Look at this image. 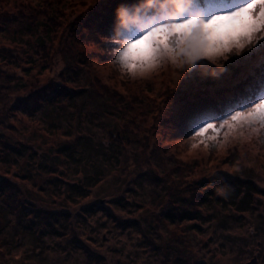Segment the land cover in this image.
<instances>
[{
    "label": "rangeland",
    "instance_id": "1",
    "mask_svg": "<svg viewBox=\"0 0 264 264\" xmlns=\"http://www.w3.org/2000/svg\"><path fill=\"white\" fill-rule=\"evenodd\" d=\"M102 1L0 0V151L27 148L0 162V264H264V123L233 120L223 102L214 121L176 111L201 83L231 84L264 39L222 67L165 65L132 80L113 63ZM35 18H53L49 36L41 22L23 29ZM67 144L72 157L57 151ZM30 155H46L44 167ZM96 172L89 196L69 189ZM242 180L256 188L248 211L232 203Z\"/></svg>",
    "mask_w": 264,
    "mask_h": 264
},
{
    "label": "clouds",
    "instance_id": "2",
    "mask_svg": "<svg viewBox=\"0 0 264 264\" xmlns=\"http://www.w3.org/2000/svg\"><path fill=\"white\" fill-rule=\"evenodd\" d=\"M187 0H121L107 42L116 69L143 79L169 65L186 71L206 60L222 67L264 39V4L240 0L228 11L189 14ZM264 114V105L258 106Z\"/></svg>",
    "mask_w": 264,
    "mask_h": 264
},
{
    "label": "trees",
    "instance_id": "3",
    "mask_svg": "<svg viewBox=\"0 0 264 264\" xmlns=\"http://www.w3.org/2000/svg\"><path fill=\"white\" fill-rule=\"evenodd\" d=\"M121 0H106L99 3V8L102 7V11L100 12L108 19V26H104V29L108 30L110 32L111 25L113 21V10L116 7L118 3H120ZM240 0H187V9L186 11L189 14H196L203 16L205 13H211V9L214 7H219L216 12H221V9H225L223 11H228L232 9L236 4H238ZM105 4V7L103 6ZM31 7V6H29ZM216 9V8H214ZM99 12V9H98ZM213 12V11H212ZM99 13V14H100ZM45 15V14H44ZM88 18V16H87ZM52 19L49 20V22L46 20L40 21L39 19L35 18L34 24L26 23L25 27L23 29H27L30 27H33L32 31L36 32V29L39 27V22H41L40 25H43L45 28L44 35L49 36V28L52 25ZM84 21V20H83ZM54 23V22H53ZM100 25V23H99ZM102 25V24H101ZM87 29V26L85 27ZM42 37V38H41ZM44 39L46 43V39L44 36H37L36 41ZM45 45V44H44ZM42 49L45 51V48ZM259 53V54H258ZM255 55L253 59H250L249 61L244 60L243 64H240V66H237L238 68L234 69V72L237 73V75H234V78L231 84L224 85V82H220L219 84L221 87L213 86L210 82H204L201 83V86H198V89L193 92V90H189L188 92L185 91L183 96H180V100L177 103L176 111L181 112V120L183 123L187 122V119L190 121H193L194 119L197 120V116L201 115L200 110H206L208 115L205 114V118L209 121L217 120V113L220 112L218 109L220 107V103L223 102V107L225 109V112L230 111V114H235L234 106L237 107L240 103H245V107L250 109V107L253 106V104L258 103L261 96H264V43L262 45L261 50ZM5 59L11 63V65H14L15 67H19L20 65V58L17 56H13L12 54H9ZM263 57V58H262ZM258 58L260 61H258ZM25 73L29 71V68L22 69ZM4 78L2 74H0V79ZM10 83H12L13 86L17 84L23 85V80H16L13 78L10 80ZM228 94H231L228 95ZM188 98V99H187ZM234 102H240L238 104H233ZM218 109V110H216ZM246 109V110H249ZM235 112H234V111ZM245 112V111H244ZM189 113V115H188ZM187 116V118H184V116ZM192 119V120H190ZM220 121V120H219ZM257 125V124H256ZM256 130H258V127L256 128L255 125H252ZM189 128V127H188ZM251 132L253 130L249 129ZM257 133H259L257 131ZM113 135V132H112ZM120 137V133H118V136ZM7 147L0 151V162L6 164V162H17L19 161V157H23L25 155L24 151H27L26 147H22L23 145H13V144H6ZM74 146L71 144L65 145L64 148L59 147L57 151L65 153L67 156L72 157L71 153L74 152ZM6 150V151H5ZM13 154V156H12ZM104 154V153H102ZM101 155V154H100ZM33 159L35 155H30ZM47 156L44 155L39 156L38 159L32 161L29 163H32L35 165V169L37 170V166L39 168L44 167V159ZM106 159V158H105ZM103 159V160H105ZM106 164V163H105ZM107 165V164H106ZM28 171V170H26ZM29 172V171H28ZM99 172H96L95 174H91V182H85L84 184H71L69 186V189L71 188L77 195H79L82 198H85L90 195L89 188L92 186H96L99 182L103 180L102 175L100 177L96 176ZM224 182V181H223ZM79 183V182H78ZM237 191V192H234ZM234 190L235 193V200L232 201L233 205L241 207L243 211H248L253 203V191L256 190L255 185H253L252 182L247 181H238L234 182ZM263 191V190H259ZM256 193V192H255ZM99 210L102 212L104 211V208L102 206H97ZM94 209L93 205H88L86 208H84V213H89Z\"/></svg>",
    "mask_w": 264,
    "mask_h": 264
},
{
    "label": "snow or ice",
    "instance_id": "4",
    "mask_svg": "<svg viewBox=\"0 0 264 264\" xmlns=\"http://www.w3.org/2000/svg\"><path fill=\"white\" fill-rule=\"evenodd\" d=\"M250 3L253 4L255 3V0H249ZM261 4H264V0H260ZM259 105H264V99H261L259 103L253 104V106L249 109L247 113H241V112H236L235 115L233 116V120H236L237 118H245L249 121H258L264 123V114L259 113L258 106ZM213 125L206 123L202 127L197 128L196 130L200 133H204L206 129L212 128Z\"/></svg>",
    "mask_w": 264,
    "mask_h": 264
}]
</instances>
